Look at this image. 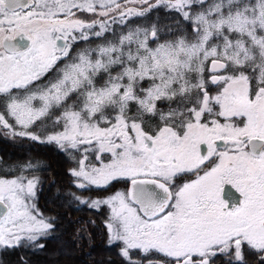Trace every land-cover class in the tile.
I'll use <instances>...</instances> for the list:
<instances>
[{
  "label": "snow or ice",
  "instance_id": "obj_1",
  "mask_svg": "<svg viewBox=\"0 0 264 264\" xmlns=\"http://www.w3.org/2000/svg\"><path fill=\"white\" fill-rule=\"evenodd\" d=\"M80 254L264 264V0H0V264Z\"/></svg>",
  "mask_w": 264,
  "mask_h": 264
},
{
  "label": "trees",
  "instance_id": "obj_2",
  "mask_svg": "<svg viewBox=\"0 0 264 264\" xmlns=\"http://www.w3.org/2000/svg\"><path fill=\"white\" fill-rule=\"evenodd\" d=\"M53 162V167L56 168L60 164V158L58 156H51ZM76 264H87V256L85 254H80L74 257Z\"/></svg>",
  "mask_w": 264,
  "mask_h": 264
}]
</instances>
